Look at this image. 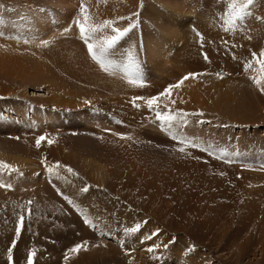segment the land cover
Listing matches in <instances>:
<instances>
[{
    "label": "rangeland",
    "instance_id": "1",
    "mask_svg": "<svg viewBox=\"0 0 264 264\" xmlns=\"http://www.w3.org/2000/svg\"><path fill=\"white\" fill-rule=\"evenodd\" d=\"M230 2L0 0V161L18 170H0V185H11L0 187V264H28L33 250V264H264V82L258 86L252 79L261 75L253 53L264 51V0H254L251 15L234 29L225 23ZM82 4L89 23L135 25L105 53L103 66L74 23L83 19ZM169 9L184 15L176 19ZM173 25L179 33L170 55L157 58V33L175 35ZM113 34L111 28L97 31L93 41L99 47ZM13 50L22 58L16 60ZM74 61L83 78L88 63L116 68L115 74L136 82L131 92L121 87L132 82L109 89L119 79L109 86L86 85L69 74ZM186 73L198 74L192 83L201 97L207 88L224 92L237 86L233 100L240 101H224L218 110L231 107L235 113L242 101L250 112L246 118L254 120L231 125L211 112L193 117L201 119L198 129L197 123L188 128L190 120L180 126L179 116L170 129L156 112L185 113L180 100L160 97L170 104L153 110L142 109L146 99L133 103L136 97L159 96ZM50 85L58 86L51 92L68 95L65 106H86L75 122L74 108L31 98ZM18 90L26 92L16 96ZM205 125L207 141L217 136V142L194 140ZM231 128L233 138L237 129L245 131L242 150L224 140L222 132ZM183 129H189L188 140L180 137ZM173 131L185 142L174 139ZM40 136L46 140L37 147ZM247 144L252 150H245ZM21 215L24 226L17 236ZM137 224L140 230L126 236L125 229ZM77 243L84 247L68 252ZM153 245L159 247L148 252Z\"/></svg>",
    "mask_w": 264,
    "mask_h": 264
},
{
    "label": "bare ground",
    "instance_id": "2",
    "mask_svg": "<svg viewBox=\"0 0 264 264\" xmlns=\"http://www.w3.org/2000/svg\"><path fill=\"white\" fill-rule=\"evenodd\" d=\"M161 4V3H160ZM163 7H164V9L166 8H168V6L166 5V3H163L162 2V4H161ZM174 7V6H173ZM170 11H171V13L169 14V15H173V17H175L176 19L179 17V16H182V15H184V11H182V12H180L181 10H178V9H169ZM93 13H94V11H92ZM44 18V17H43ZM42 20V19H41ZM174 22V21H173ZM67 25H65V27H66ZM174 27H172V28H176L175 27V25H173ZM60 31V30H59ZM63 32V31H62ZM62 32H60L61 34H62ZM68 33H70L71 31H67ZM177 33H179V29L178 28H176V34L174 35V34H172V33H164L163 31L161 32V31H158V33H157V37L159 38V40H160V42L158 43L159 45H158V48L156 49V51H157V58H158V56L159 55H161V54H163V53H166V55H168L170 52L169 51H171L170 49H169V46L172 48L173 47V45L175 44V41L177 40V38H178V35H177ZM60 34V35H61ZM59 34H58V36H60ZM62 35H65V34H62ZM78 36V34L76 33V32H74V39L76 40V37ZM247 34H246V38H247ZM246 40H248V39H246ZM45 41H47V40H45ZM2 42V41H1ZM94 42V41H93ZM43 43V42H42ZM10 44V43H9ZM12 44V43H11ZM14 44H16V43H14L13 42V44H12V46L14 47L15 45ZM17 45V44H16ZM23 45V44H22ZM4 51V50H3ZM13 53L15 54V55H17V53L18 52H16V51H14L13 50ZM6 54V53H5ZM8 55V54H7ZM170 55V54H169ZM168 55V56H169ZM6 59V58H5ZM17 60V59H16ZM154 60V59H153ZM153 60H150V61H152L153 62ZM4 61V60H3ZM10 61H11V59H10ZM154 61H156V60H154ZM77 62V61H76ZM151 62V63H152ZM7 63H9V61L7 62ZM12 63V62H11ZM11 63H9V64H11ZM5 64V63H4ZM76 64V65H75ZM104 64H106V63H104ZM72 65V68L70 69V70H68V72H69V74L70 75H73V76H76V77H79V76H81V78L82 79H84L86 82L87 81H89V80H95L98 84H100V83H106L108 86L109 85H111L112 83H113V80H118V81H116L111 87H109V89H113L114 87H117V86H120V85H124V84H126V82H130V79H132V78H129V76L128 77H124V76H119V75H117V74H115V71H116V68H112V69H110V70H107V67L108 66H106V70L105 69H103V68H95L96 66H94L93 64L92 65H90V64H88V63H86V67H87V75H85L86 77H84L83 78V76H82V74L81 73H83V72H80L81 70H74V68L76 67V68H78L77 66H78V64L77 63H75V61L71 64ZM75 65V66H74ZM136 65H138V63L136 64ZM160 65V64H159ZM34 66V65H33ZM33 66H31V68H33ZM73 66H74V68H73ZM139 67H141V69H143L142 67H143V65L141 64H139V66H138V68ZM86 71V70H85ZM84 71V72H85ZM137 71V70H136ZM135 71V72H136ZM124 72V71H123ZM138 72H139V69H138ZM78 73H80V74H78ZM127 74V73H126ZM186 74H188V73H186ZM216 74V73H215ZM184 76V74L183 75H181V77H183ZM77 79V78H76ZM183 79V78H182ZM194 78H189V79H187V80H184L183 81V84L179 87V88H175V89H173L172 91H171V95L170 96H168V98L169 99H171V97H173V98H175V99H178V100H180V101H177V102H179V107L180 108H184L185 109V113L187 112V111H189L188 112V114H189V116L188 117H186V118H188V119H185L186 120V122L188 121V120H190V126L188 127V128H192L193 130H194V123H197V129H198V127L201 125L200 124V120H199V122L198 121H193L192 119H193V117L194 118H197L196 120H198V117L199 116H206V114H209L210 115V113L211 112H213V113H220L221 114V116H223V118L221 117L220 119L221 120H223L222 122L223 123H231V125H234L236 122H238V123H241L242 125L243 124H245V123H249L250 121H253L254 120V118L251 116V117H249V118H246L247 116H249L250 115V112H249V110L247 109V107L245 106V103L243 104L242 103V101H241V109L240 110H238L237 112H233V109H231V107H229V108H225L224 110H222V112H220L219 110H218V108H220V106L222 105V103L224 102V101H228V100H230V102H232V101H234V102H236V103H238L239 101H240V99L239 100H237L236 98H234V100H233V97L234 96H236L237 95V86H235V87H233V86H231V88H233V90L231 89V90H228V91H224V92H220V90H217L216 92H213L211 89H206V97H201L200 95H201V92L200 91H198V90H195L194 89V85H193V83H192V80H193ZM264 82V81H263ZM8 84V83H7ZM128 84V83H127ZM9 85V84H8ZM129 85V88H124V87H121V88H123L124 90H126V91H129V92H131L132 91V88H133V86H134V83H132V84H128ZM11 87V86H10ZM58 87V86H57ZM256 88V87H255ZM250 90V89H249ZM248 90V91H249ZM252 90V89H251ZM111 92V91H110ZM112 94L114 93V92H111ZM212 93H213V96H212ZM216 95H215V94ZM239 93V92H238ZM253 94V93H252ZM31 95V98H33V99H35V100H37L38 102H41V100H50V102H51V104H53V105H57L58 103H57V99H56V95L53 93V92H51V91H47L46 93H31L30 94ZM239 95V94H238ZM64 97H67V95H65ZM235 99H236V101H235ZM74 100V99H73ZM232 100V101H231ZM93 101V100H92ZM170 100H168L166 103L164 102V100L163 99H160L159 100V102H158V104H162V105H166V106H168L169 104H170V102H169ZM62 102H63V98H62ZM82 102V101H81ZM80 102V103H81ZM42 103V102H41ZM83 103H85V102H83ZM235 103V104H236ZM243 104V105H242ZM64 106H65V104H64ZM173 106V105H172ZM250 106V105H249ZM66 108H67V106H65ZM85 105L84 104H79L78 105V108H76V107H70V108H74V115H73V120H74V122L76 121V118H77V115H75V114H79L80 112H82L84 109H85ZM170 107V106H169ZM144 108H148L147 106H143L142 105V109H144ZM248 108H250V107H248ZM149 109V108H148ZM155 109H157V108H155ZM150 110V109H149ZM153 110V109H152ZM170 110V109H169ZM226 110L228 111V112H226ZM237 110V109H236ZM134 111V110H133ZM206 111V112H205ZM131 112H132V110H131ZM192 112H195V113H193V114H195V115H192L191 113ZM139 113V112H138ZM206 113V114H205ZM215 113V114H216ZM244 113H246V115L244 116ZM219 114V115H220ZM62 116V115H61ZM211 116V115H210ZM219 118V117H218ZM243 119V120H242ZM246 120V121H245ZM248 120H249V122H248ZM89 123H94L93 121H91V122H89ZM89 123H87L86 125L88 126V127H94V126H96V125H94V124H89ZM149 123H154L152 120L149 122ZM220 124V123H219ZM247 125V124H246ZM213 126V124L211 123L210 124V122H209V124H207V127L208 128H211ZM240 126V125H239ZM244 126V125H243ZM105 128H107V129H109V127L108 126H106ZM104 128V129H105ZM214 128H216V126H214ZM161 130V129H160ZM183 130H185L186 132H184V133H182V131ZM182 131H180V133H182L181 135H180V137H184L186 140H188V138H189V129H183ZM231 130H233L232 128L229 130H227V131H223L222 132V134H223V138H224V140L226 141V143H227V145H229L231 142L232 143H234V146H236V147H234V149H237V150H239V149H241L242 150V148L240 147V144H239V142L243 139V138H246V134H245V131L244 130H241V129H237V132H236V134L238 135L237 137H232L231 136ZM105 131H107V132H109L108 130H105ZM116 131V130H115ZM172 131V130H171ZM117 133H118V131H116ZM214 132V131H213ZM112 133V132H111ZM206 133H207V129H206V125H205V128H203V129H201L200 131H199V136H195V135H193V137H194V140L198 143V144H204L206 141H207V136H206ZM97 134H100V132H97ZM110 136H111V134H110V132L108 133ZM121 134H122V132H121ZM169 135V137L170 138H172L171 137V135L170 134H168ZM261 135V134H260ZM114 136H115V134H114ZM113 136V137H114ZM264 136V135H263ZM120 138H119V140H122L123 138L122 137H124L123 136V134H122V137L121 136H119ZM193 137L191 136L190 137V141H192L193 140ZM234 140H235V142H234ZM236 140H238V142H236ZM248 140V139H247ZM218 141V139H217V136H215V140H214V137H212L209 141H207L208 143H211V144H213L214 142H217ZM121 142V141H120ZM231 143V144H232ZM261 145L264 147V143H261L260 144V147H261ZM246 151L247 150H252V147L249 145L248 146V144L246 145ZM259 147V150H261V148ZM254 150V149H253ZM58 171V170H57ZM63 173V172H62ZM101 173H102V171H101ZM32 193V192H31ZM79 193V192H78Z\"/></svg>",
    "mask_w": 264,
    "mask_h": 264
},
{
    "label": "snow or ice",
    "instance_id": "3",
    "mask_svg": "<svg viewBox=\"0 0 264 264\" xmlns=\"http://www.w3.org/2000/svg\"><path fill=\"white\" fill-rule=\"evenodd\" d=\"M254 3V0H231L230 5H229V14L225 18V23L228 25V28L234 29L238 26V21H243L246 16L251 15V13L248 11L249 5H252ZM81 13L83 15V19H76L74 21L75 25L79 29V33L81 38L85 41L87 44V49L88 52L91 54L92 58L94 60H97L101 63V65H104V55L105 53L108 52L109 49H112L119 40H121L122 37H124L135 25L130 24L128 28L120 29L118 27H113L114 22L111 20H105L102 24L97 25L94 23H89V16L86 14V9L84 8L83 4L81 5ZM106 28H111L112 32L114 33L113 35L109 36L106 38L100 45L99 47L95 42H93V37L94 34L97 31L106 29ZM227 30V29H226ZM67 31V29H66ZM198 36H201L199 32H197ZM202 40V36H201ZM98 48V50H97ZM205 59L207 60L208 57L205 55ZM253 60L259 65V70L261 72V75L259 77L254 76L252 79L254 82L259 86L262 81H264V51H261L259 53V56L257 54L253 53ZM250 67L249 63L245 64V70H247ZM198 74L195 73H189L187 76H185L180 82H178L175 85H170L168 88H166L163 92L159 94V96H154L150 98H144V97H136L133 100V103H135V100H142L146 99L147 101V107L149 109H154L158 105V101L160 97H166L171 95V91L175 88H179L184 80H187L189 78H195ZM130 82L135 83V79H130ZM261 91L264 92V87H261ZM174 103V101H172ZM188 114L187 113H178L177 115H173L171 113V110H169L167 113H161V112H156V118L160 121L167 122L168 127L171 129L172 128V122L177 121L178 116L181 119V124L180 126H183V124H186V120H184V117H186ZM172 136L174 139L180 140L181 143H184L185 141L178 137L176 133L173 131ZM124 138V137H122ZM46 137L45 136H40L37 141L36 145L37 147L40 146L42 141H45ZM51 143L52 141H48ZM183 149H181L182 151ZM57 167H59V164L57 162ZM0 170H12V171H18L17 169H13L11 165L7 164L6 162L0 161ZM69 172H71V168L67 169ZM49 172H52V169H48ZM0 187H8L10 188L11 185H0ZM83 191L87 192L88 188L82 189ZM29 204H31V201H29ZM31 213V209H29V214ZM85 223H91L90 221L85 219ZM24 226V216L21 215L19 217L18 221V226L16 227V235L19 236L22 229ZM140 230V225L137 224L134 228H126L125 229V235L127 236L128 234H134ZM103 234V233H102ZM144 239H151V235L145 237ZM143 242V241H142ZM121 246L124 245V240L120 241ZM15 245V241H13V246ZM84 245L82 243H77L73 247H71L68 252L71 253H78ZM158 245H153L152 247H149L147 249L148 252H154L156 248H158ZM35 257V251L29 252L27 256V261L28 264H33V259ZM67 258V257H66ZM8 260L12 261L13 256H12V249H9V255H8Z\"/></svg>",
    "mask_w": 264,
    "mask_h": 264
},
{
    "label": "crops",
    "instance_id": "4",
    "mask_svg": "<svg viewBox=\"0 0 264 264\" xmlns=\"http://www.w3.org/2000/svg\"><path fill=\"white\" fill-rule=\"evenodd\" d=\"M16 56H19V57H16V59H18L19 60V58H22V56H20L19 55V53H17V55ZM32 70H33V74H31L32 75V78L33 77H35V64H34V66H33V68H32ZM90 82H91V84L92 85H94L95 86V84H98L95 80H89V81H87L85 84L87 85V83L90 85ZM99 85V84H98ZM50 87L51 88H49V90L48 91H52V90H55L56 89V85H50ZM57 89H58V87H57ZM56 89V90H57ZM25 92L26 91H17V93H16V96H20V95H24L25 94ZM110 92V91H109ZM57 97H56V99H57V105L56 106H59V105H63L64 106V104H65V102L66 101H68L67 100V97H68V95H67V97H64L62 94H59V92H57V91H55V92H53ZM62 98L63 99H66V101H64V103L62 102ZM41 102H48V103H50L51 104V102H50V100H41ZM51 105H53V104H51ZM71 106H67V108H70ZM43 150V149H42ZM42 262H44V260H42Z\"/></svg>",
    "mask_w": 264,
    "mask_h": 264
}]
</instances>
